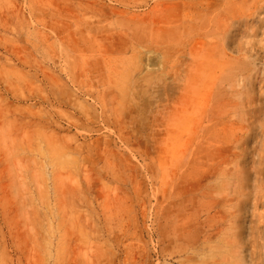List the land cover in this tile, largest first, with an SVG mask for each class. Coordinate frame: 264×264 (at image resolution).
I'll list each match as a JSON object with an SVG mask.
<instances>
[{
  "label": "rangeland",
  "instance_id": "374dc122",
  "mask_svg": "<svg viewBox=\"0 0 264 264\" xmlns=\"http://www.w3.org/2000/svg\"><path fill=\"white\" fill-rule=\"evenodd\" d=\"M0 264H264V0H0Z\"/></svg>",
  "mask_w": 264,
  "mask_h": 264
}]
</instances>
